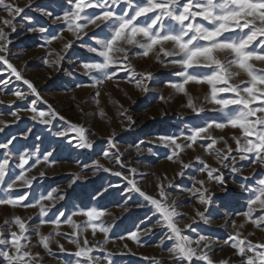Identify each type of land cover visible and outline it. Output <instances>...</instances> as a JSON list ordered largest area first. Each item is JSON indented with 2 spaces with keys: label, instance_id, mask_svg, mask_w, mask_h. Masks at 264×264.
I'll return each mask as SVG.
<instances>
[{
  "label": "snow or ice",
  "instance_id": "obj_1",
  "mask_svg": "<svg viewBox=\"0 0 264 264\" xmlns=\"http://www.w3.org/2000/svg\"><path fill=\"white\" fill-rule=\"evenodd\" d=\"M33 3L34 0H27L25 6L21 7L12 0H0V7L6 9L11 17V19H0V23L10 28L13 33L17 31L14 23L16 17L35 23L31 16L24 14ZM35 10L51 19L52 24L65 25L67 31L74 35V40L67 41L63 45L65 50L72 48L74 43L80 42L81 47L94 54L90 57L91 62H82L81 67L84 75L93 77L96 86L113 79L117 72L124 71L128 73L130 81H135L140 91L147 93L154 74L151 71L137 73L129 60L132 55L152 58L165 67L171 65L181 69L173 75L181 77L182 80L174 82L169 79L165 81L166 85L184 94L188 98L187 106L197 116L209 111L216 115L203 120L201 124H194L187 134L181 132L179 136L174 134L158 138L165 147L172 150L167 159L170 161L175 159L180 164V171L176 175L183 177L185 170L193 166L191 161L185 163L180 159L183 148H193L200 141H210L205 149L210 152L218 142H223L225 145L222 149H215L216 163L219 167L209 165L199 156L195 157L201 165L198 169L199 173L205 174L206 178L195 181L187 191L196 199L200 207L194 208V215L188 217L190 222L181 227L180 219L187 217V213L178 210L177 200L171 199L168 192V189L179 188V185L171 180L165 184L163 181L167 180L166 175L161 178L157 193L151 195L143 191L135 179L123 176L121 171L112 174L117 177L123 176L127 181V191L138 193L143 198V202L137 207H147L151 215L145 214L140 224L150 223L153 217H158L156 224L164 234L160 246L163 248L165 242H170L171 246L167 251L171 264H198V262L235 264L231 257L214 259L213 247L219 243V238L198 232L196 226L201 222L204 225H211L212 216L220 205L216 204L217 194L209 185L210 183L221 187L225 185L223 168H230L233 173L240 171L236 167L237 154L241 161L250 159L251 163L264 166V0H67V8L62 11V15L53 16V12L48 11L47 7ZM28 31L48 34L46 43L51 44L59 38L64 28H61L58 34H50L44 27H29ZM10 35L11 33H6L0 28V62H2L0 75L4 72H8L10 76L14 75L17 80L23 81L28 86L31 94L39 98L35 86L25 79L8 59ZM64 58L60 56L52 66H56ZM45 63L48 61L45 60ZM11 82V79L7 81L0 79V84ZM189 83L209 86V91L204 96V103L211 105L210 108L195 103L186 88ZM83 86L77 85V87ZM14 95L19 100L26 99L25 93L20 90L14 92ZM95 95L98 98L99 91ZM160 99L164 97L161 96ZM97 103H99L98 99ZM36 104L37 101L33 100L30 108L22 109L32 113L31 120L48 127H54L53 121L57 117L65 120V117L60 116L50 105L49 110L45 112L38 110ZM12 115L15 119L11 123L20 119L18 112H13ZM121 115L130 122L129 127L134 123L132 117L127 116L126 111ZM9 123L0 120V132H3ZM66 123L69 129L58 130L54 133L55 136L68 139L69 131H73L76 134V147L94 148L96 142L88 138V129L81 124L70 121ZM229 126L232 130H240L241 133L239 136L231 137L235 142V148L229 145L223 136L215 137L210 134L211 130H222ZM31 131V128L27 129L22 134L24 138H27ZM16 139L17 137L13 135L5 142H0V149L4 150L3 158L0 159V188H3L0 206L13 209L20 207L25 210L35 208L38 211L34 217L38 223L35 225L29 223L34 218L32 216L24 218L13 215L10 219H5L0 225V264H42L41 253L34 249L40 246L46 252L52 253L53 243L57 245L59 252L68 253L65 246L56 239L57 236L66 237L75 245V251L68 253L75 259L63 261L62 264H115L113 257L117 253L103 247L101 242L90 244L89 239L84 235L90 228L93 236L97 231L103 233L104 243L107 242L114 222L105 226V221L101 219L106 214L105 210L86 207L70 214L57 210L50 217L49 213L53 212L58 201L65 199L66 194L61 195V190L52 188L38 197L31 195L32 184L37 177L26 176L25 173L36 168L42 161L54 163L50 161L52 153L36 154L31 164L29 161L32 159V153L25 151L19 154L16 167L20 172L16 175L10 165ZM107 143L115 149V152L101 149L103 156H112L116 164L121 168L125 167L123 154L116 147L115 130L107 138ZM140 143L143 144L144 141ZM137 150L139 151V145ZM83 167L89 168L88 165ZM91 170L112 171L99 160L93 161ZM129 171L134 174L136 169L130 168ZM44 175L43 171L39 172L41 178ZM72 175L74 179L69 187L81 179L78 173ZM250 179L251 177H243L246 182ZM20 188H25L27 191L21 194L18 191ZM240 188L241 194L247 193L245 200L247 210L243 213L236 212L235 215H242L255 228L264 230V178L256 180L251 185L242 183ZM101 195L102 193H97V196ZM235 202L228 200L224 206L230 207ZM78 215L87 219L78 223L74 220ZM224 215L225 224L221 227L231 223L234 231L227 234L223 244L233 249V256L239 258L238 264H264V241L253 242L249 238L253 233L245 235L239 230L243 228L242 224L238 226L227 212ZM61 224L70 225L72 231L61 232ZM44 226H50V231L46 234L42 231ZM153 231L151 227L141 229L136 225L135 231L126 230V237L139 243L141 233L149 235ZM33 236L36 237L35 242L32 240ZM126 237L121 235L117 238L125 240ZM124 248H127V244ZM97 251L103 255H95ZM145 259L150 260L151 264H164L163 258L145 257Z\"/></svg>",
  "mask_w": 264,
  "mask_h": 264
},
{
  "label": "rangeland",
  "instance_id": "obj_2",
  "mask_svg": "<svg viewBox=\"0 0 264 264\" xmlns=\"http://www.w3.org/2000/svg\"><path fill=\"white\" fill-rule=\"evenodd\" d=\"M12 2L19 3L21 7H24L27 0H12ZM40 7H47L48 11L53 12V16L62 15V11L67 8V0H34L32 7L26 9L24 14L31 16L35 23L16 17L14 23L17 31L14 33L10 28L0 23V28H3L6 33H11L8 57L10 63L23 74L25 79L31 81L39 93V98H37L30 93L28 86L23 81L17 80L14 75L10 76L8 72L0 75V79L4 81L11 79L12 81L8 84H0V120L10 122L5 130L0 132V142H5L13 135L17 137L10 160L12 172L16 175L19 174L20 169L16 167L17 157L25 151L33 154L29 161L30 164L34 162L36 154L52 153L50 161H54V163L42 161L36 168L25 173L26 176L37 177L33 181L31 195L38 197L41 193L46 194L52 188L61 190V195L66 194L65 199L58 201L56 208L49 213L50 217L57 210L70 214L86 207L101 208L106 212L101 218L105 221V226L114 222V227L110 229L106 243H104L103 233L97 231L93 236L89 228L84 235L87 236L90 244L101 242L103 247L117 253L113 257L115 264H151L150 260L145 257L163 258L164 264H171L167 251L171 246L170 242H165L163 248L160 246L164 234L156 224L158 217H153L150 223L140 224V221L144 220L145 214L151 215V213L147 207H137L143 202V198L138 193L127 191V181L123 179V176L135 179L143 191L155 195L161 178L166 175L167 180L163 181L165 184L171 180L174 184L179 185V188L168 189L171 199L177 200L179 211L187 213V217L180 219V225L182 227L185 223H189L188 217L194 215V208H198L200 205L187 189L191 188L195 181L206 178L205 174L199 173L198 169L201 165L195 160V157L199 156L209 165L219 167L216 163L215 149H222L225 145L223 142H218L210 152L205 150L210 141H200L193 148H183L180 159L185 163L191 161L193 166L185 170V175L180 177L176 175L180 171L179 162L175 159L172 161L167 159L172 150L165 147L158 138L174 134L179 136L181 132L187 134L194 124H201L203 120L216 114L209 111L197 116L193 113L187 106L188 98L165 83L169 79L180 82L182 78L173 74L181 69L171 65L165 67L152 58L136 55L129 57L130 63L137 73L151 71L154 74L147 93L140 91L136 87L135 81H130L128 73L124 71L117 72L113 79L106 80L103 84L96 86L93 77L84 75V70L81 67L82 62H91L90 57L94 54L81 47L80 42L74 43L72 48L65 50L63 45L67 41L74 40V35L67 31L65 25H54L51 19L42 16L35 10ZM3 18L11 19L7 10L0 7V19ZM29 27H44L50 34L60 33L61 28H64V31L56 41L47 44L48 34L38 31L29 32ZM41 45L44 46L41 47ZM60 56L65 58L59 61L56 66H52ZM45 60L48 63H45ZM4 67L6 68V65ZM78 84L84 86L77 87ZM186 88L198 106L211 107L204 103V96L209 91V86L189 83ZM17 90L25 93V100H19L14 95ZM97 91L100 93L98 98L95 95ZM161 96L164 99H160ZM97 99L99 103H97ZM33 100L37 101L38 110L47 112L50 105L60 116L65 117V120H60L57 117L53 121L54 127H48L31 120L32 113L22 111V109L30 108ZM125 111L127 116H131L134 121L130 127V122L121 115ZM13 112H18L20 116V119L15 123H11L15 119L12 115ZM66 121L81 124L88 129V138L96 142L94 148L76 147V134L73 131H69L68 139L55 136L56 131L69 129ZM29 128L32 131L27 138H24L22 134ZM113 130L116 132V147L123 154L122 160L126 165L123 168L115 163L114 157H104L101 151L103 149L115 152V149H112L107 143V138ZM210 134L215 137L223 136L228 144L235 148V142L231 137L239 136L241 133L240 130H232L229 126L222 130H211ZM141 141L144 143L141 144ZM137 145H139V151ZM3 152L4 150L0 149V159L3 158ZM96 160L112 171L94 172L91 170L93 161ZM84 165H88L89 168L84 169ZM236 167L240 170L237 173L230 171V168L222 169L225 179L224 186L210 183L209 186L217 194L215 202L220 207L213 214L211 225H204L201 222L196 227L197 231L202 234L219 238V243L213 247L214 259L231 257L235 264H238L239 258L233 256V249L229 245L223 244L227 234L234 231L231 223L221 227L225 224L224 213L227 212L238 226L243 225V228L239 230L245 235L253 233L249 237L253 242L264 241V230L255 228L242 215H235L236 212L243 213L247 210L245 206L247 193L241 194L240 185L242 183L251 185L256 180L264 178V166L253 164L250 159L241 161L237 154ZM130 168H135L136 172L131 173ZM40 171L45 173L42 178L39 176ZM115 171H121L123 176L113 175L112 172ZM73 173L80 174L81 179L69 187L70 182L74 179ZM245 176L251 177V179L246 182L243 180ZM18 191L23 194L27 189L20 188ZM98 192L102 195L97 196ZM0 195H3V188H0ZM228 200L236 202L225 208V202ZM37 211L35 208L25 210L20 207L13 209L0 206V225L13 215H20L24 218L34 217ZM86 219L79 215L74 217L78 223ZM29 223L35 225L38 220L34 217ZM136 225H139L141 229L151 227L154 231L149 235L141 233V240L137 243L126 237V230L135 231ZM42 231L46 234L50 231V226H44ZM60 231L67 233L72 229L70 225L61 224ZM121 235L126 237L125 240L117 238ZM192 235L195 236V234ZM56 239L65 246L68 253L75 251V245L66 237L57 236ZM32 240L35 242L36 237L33 236ZM125 244H127V248H124ZM52 250V253H48L40 246L34 249L41 253L42 264H62L63 261L75 259L68 253L59 252L55 243L52 244ZM121 252L125 254L120 255ZM95 255L99 256L103 253L97 251ZM198 264H203V262H198Z\"/></svg>",
  "mask_w": 264,
  "mask_h": 264
}]
</instances>
